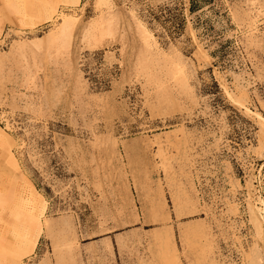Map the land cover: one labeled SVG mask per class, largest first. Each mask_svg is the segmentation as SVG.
I'll list each match as a JSON object with an SVG mask.
<instances>
[{
  "label": "rangeland",
  "instance_id": "374dc122",
  "mask_svg": "<svg viewBox=\"0 0 264 264\" xmlns=\"http://www.w3.org/2000/svg\"><path fill=\"white\" fill-rule=\"evenodd\" d=\"M0 264H264V0H0Z\"/></svg>",
  "mask_w": 264,
  "mask_h": 264
},
{
  "label": "bare ground",
  "instance_id": "6f19581e",
  "mask_svg": "<svg viewBox=\"0 0 264 264\" xmlns=\"http://www.w3.org/2000/svg\"><path fill=\"white\" fill-rule=\"evenodd\" d=\"M73 2L78 3L79 0H73ZM20 8H18V15H20V12L24 14L23 6ZM9 155L11 157L13 166L18 170L19 165L16 159L14 158L13 154L10 153ZM24 181L25 184H23L21 187H17L18 193L16 195V199L25 203L28 215L26 223L28 225L29 235L26 241L18 244L17 246V252L19 253L18 259H21L26 255L31 254L35 250L42 225L41 218L46 207V201L43 195L35 188V186L28 179H25ZM20 183L22 184V182Z\"/></svg>",
  "mask_w": 264,
  "mask_h": 264
}]
</instances>
